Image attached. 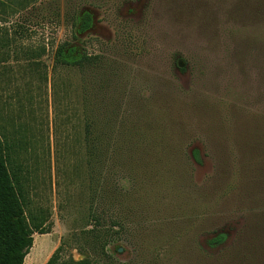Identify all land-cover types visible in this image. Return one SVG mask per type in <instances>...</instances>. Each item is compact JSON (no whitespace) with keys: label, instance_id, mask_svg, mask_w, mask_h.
I'll return each mask as SVG.
<instances>
[{"label":"rangeland","instance_id":"374dc122","mask_svg":"<svg viewBox=\"0 0 264 264\" xmlns=\"http://www.w3.org/2000/svg\"><path fill=\"white\" fill-rule=\"evenodd\" d=\"M63 44L94 60L57 64ZM0 139L49 231L24 264L58 247L88 264H264V175L224 149L264 140V0H0Z\"/></svg>","mask_w":264,"mask_h":264},{"label":"trees","instance_id":"16d2710c","mask_svg":"<svg viewBox=\"0 0 264 264\" xmlns=\"http://www.w3.org/2000/svg\"><path fill=\"white\" fill-rule=\"evenodd\" d=\"M90 28V18L81 19L80 32ZM64 45L57 48L55 62L68 67L82 68L94 58L86 55L74 56L73 50L66 53ZM12 146L0 139V264H24V259L33 245V235H45L49 231L42 222L31 218V224L25 216L24 195L21 180L16 173L10 172ZM62 248L58 247L45 264H88L85 261L64 259Z\"/></svg>","mask_w":264,"mask_h":264},{"label":"crops","instance_id":"0c3cea01","mask_svg":"<svg viewBox=\"0 0 264 264\" xmlns=\"http://www.w3.org/2000/svg\"><path fill=\"white\" fill-rule=\"evenodd\" d=\"M242 141V140H240ZM246 141V140H244ZM242 141L241 143H239L238 147H234V148H230V147H225L224 149L226 150H232L230 156L233 158V160H226L227 165H231V163L236 161H240L239 168H243L244 170L242 171L243 174L244 173H248L250 171L256 173V174H262L264 175V140H247L248 142H244ZM252 141H258L257 143H252ZM239 150L238 152H235ZM218 156L216 157L215 161V169H218L219 164H221L222 162L220 161V159H218L221 155L217 154ZM248 161H255V164L253 167L249 166L251 164H248ZM225 164V163H224ZM223 165V164H222ZM226 165V168H227ZM236 165V166H238ZM218 166V167H216ZM246 175L243 176V180H246ZM229 184H234L237 183L238 181L233 179V178H229L228 180ZM238 184L240 185L238 187V189L240 190V193H243V195H245L246 190V181L245 184L242 183V180L240 182H238ZM232 188V186L229 185L228 189L230 190ZM264 198V197H263ZM245 198L243 197V200ZM235 203H239V202H235Z\"/></svg>","mask_w":264,"mask_h":264}]
</instances>
